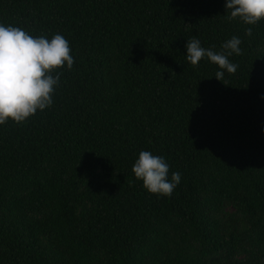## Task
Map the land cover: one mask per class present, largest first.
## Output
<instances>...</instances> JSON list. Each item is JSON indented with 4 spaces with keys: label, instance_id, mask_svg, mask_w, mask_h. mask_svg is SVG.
<instances>
[{
    "label": "trees",
    "instance_id": "16d2710c",
    "mask_svg": "<svg viewBox=\"0 0 264 264\" xmlns=\"http://www.w3.org/2000/svg\"><path fill=\"white\" fill-rule=\"evenodd\" d=\"M224 0H0V24L61 34L52 105L0 125V264H264V19ZM251 28V35L245 30ZM232 36L233 74L193 66ZM163 156L180 183L131 171Z\"/></svg>",
    "mask_w": 264,
    "mask_h": 264
},
{
    "label": "clouds",
    "instance_id": "9594fccd",
    "mask_svg": "<svg viewBox=\"0 0 264 264\" xmlns=\"http://www.w3.org/2000/svg\"><path fill=\"white\" fill-rule=\"evenodd\" d=\"M228 19L239 18L247 25L264 19V0H224ZM251 35V28L245 30ZM241 40L232 36L222 44L224 51L214 52L201 46L198 39L186 41V60L193 66L207 59L217 66L214 78L221 81L225 73L236 72L237 65L229 57L241 54ZM68 41L61 34L49 39L44 35L33 36L24 29L0 24V125L7 120L22 123L28 117L52 105V94L58 86L59 74L52 73L61 66L72 69ZM264 134V128L261 129ZM134 178L150 194L171 196L180 183V173L172 172L163 156L140 151L132 168Z\"/></svg>",
    "mask_w": 264,
    "mask_h": 264
}]
</instances>
